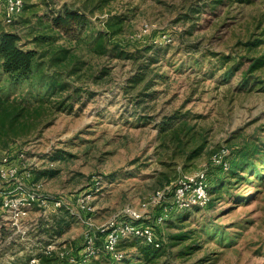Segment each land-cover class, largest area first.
<instances>
[{"label":"rangeland","instance_id":"obj_1","mask_svg":"<svg viewBox=\"0 0 264 264\" xmlns=\"http://www.w3.org/2000/svg\"><path fill=\"white\" fill-rule=\"evenodd\" d=\"M193 2L200 0H24L30 18L32 11L43 14L63 3L79 9L85 5L94 26L89 32L121 13L123 30L112 41L126 50L151 45L141 52L143 58H153V72L164 77L150 89L154 107L143 119L134 109L133 97L123 89L134 73L133 60L100 56L87 49L86 40L80 41L74 52L85 63L79 78L69 79L95 95L87 100L81 97L71 109L55 110L46 118L44 126L22 142V148L29 149L20 165L30 168L33 177L38 175L35 181L45 193L66 198L74 210H79L77 197L90 191L80 213L96 227L126 205L141 208L150 202L153 191L169 185L165 179L173 185L181 174L204 170L208 204L173 210L166 217L156 229L166 252L154 264H264V87L241 84L240 73L226 77L218 62L220 56L240 53L236 41L245 40L257 24L264 28V0L224 2L216 15L208 9L191 27L190 20L178 17ZM2 28L11 29L12 24L0 19ZM19 28L21 33L26 31L23 25ZM58 43L70 45L65 38ZM193 45L196 52L191 51ZM36 47L41 51V45ZM0 92L33 100L43 87L1 78ZM173 112L182 113L198 143H204L199 156L172 158L173 148L164 151L161 146L157 121ZM246 151L244 163L241 157ZM234 160L243 171L226 178L230 168L223 167ZM223 177L227 184H220ZM165 200L169 204V194ZM147 207L152 216L159 211L152 202ZM65 213L35 208L24 220L27 231L21 235L0 212V264H35L30 261L34 255L39 264H54L53 258L50 263L43 260L49 239L54 240L56 254L68 257L74 252L80 258L87 227L77 215ZM56 227L61 228L58 234L52 232ZM133 240L120 242L124 251L120 260L102 255V241H97L100 250L84 264H137L136 248L128 245Z\"/></svg>","mask_w":264,"mask_h":264},{"label":"trees","instance_id":"obj_2","mask_svg":"<svg viewBox=\"0 0 264 264\" xmlns=\"http://www.w3.org/2000/svg\"><path fill=\"white\" fill-rule=\"evenodd\" d=\"M235 0H200L187 6L179 15V20L191 21V27H194L201 14L208 9L217 14V7L224 2L227 4ZM244 4H252L255 0H237ZM24 5L21 13L9 24L11 29L0 30V72L1 78L9 83H19L27 81L30 85H40L43 92L33 100L26 98L23 94H3L0 92V155L10 154L12 162H16V153L12 152L14 148L18 151L22 149V142L34 136L36 132L44 126L55 110L71 109L73 104L80 102L81 97L85 100L92 98L95 92L89 88L79 85H73L69 78L77 75L79 78L80 71L85 63L84 59L74 52L78 43L86 40L85 44L90 52H95L100 56L109 58H127L132 59L135 65L134 73L123 86L124 92L133 97V105L137 114L144 118L150 115L149 107L152 97L150 89L164 76L153 72L151 63L153 58L143 55L144 50L151 48V45L144 46L142 49L126 50L119 43L113 42V37L123 30L125 17L120 14H113L103 24V27H97L96 30L88 31L93 28L92 21L84 5L82 9L73 7L70 4L63 3L58 9H50V12L43 14L33 12L32 18L27 15L28 7ZM20 18V19H19ZM26 28L21 33L19 26ZM260 24L255 26V30L249 33L245 40H237L235 46H238L240 53L235 55H223L218 58L226 77H235L238 73L241 84H256V87H264V28L260 29ZM192 31L188 29V33ZM65 38L70 44L64 46L58 43L60 39ZM75 43L76 45H74ZM29 44H34L32 47ZM41 45V51L36 47ZM191 51L196 52V45H193ZM105 70L101 71L104 76ZM0 78V80H1ZM259 84V85H258ZM251 88V87H250ZM135 91V92H133ZM136 95V96H135ZM132 101V100H131ZM85 104L86 102H82ZM154 107V106H153ZM159 134L161 136V146L165 147L164 151L173 148L172 158H183L190 160L199 156L204 147V143H198L197 134L193 132V127L188 119L182 113L173 112L162 119H158ZM256 149L254 148L253 151ZM163 151V152H164ZM248 152L242 153L241 160L246 162ZM2 157L0 158V162ZM223 167V166H222ZM224 169L227 171L226 178L233 176L239 169L243 171L242 164L238 160L229 163ZM251 169H248L250 172ZM37 180L38 175L33 177ZM222 185L227 184L223 183ZM239 178V180H241ZM165 184H171L168 178ZM217 183V181H216ZM215 183V184H216ZM162 184V183H161ZM164 184V183H163ZM164 184V185H165ZM218 184V185H220ZM214 188V187H213ZM215 189V188H214ZM213 189V190H214ZM210 191V190H209ZM59 211L65 214L75 215L65 206L59 207ZM151 220L147 222L152 223ZM159 246L146 243L141 238L129 242L130 247H135L137 252V264H154L157 258L162 256L166 251L163 249L160 238V230L157 227L161 224H154ZM61 228L57 227L52 230L58 234ZM102 241L100 234L95 239ZM54 241L49 239L46 244ZM100 241V242H101ZM102 244V242H101ZM102 255L108 256L101 249ZM43 253V252H42ZM76 258V254L71 253ZM37 264H39V257ZM52 258L56 261L54 264H65L67 257H60L55 251L49 254L43 253V260L51 262ZM110 260V261H111ZM136 264V263H135Z\"/></svg>","mask_w":264,"mask_h":264},{"label":"built area","instance_id":"obj_3","mask_svg":"<svg viewBox=\"0 0 264 264\" xmlns=\"http://www.w3.org/2000/svg\"><path fill=\"white\" fill-rule=\"evenodd\" d=\"M23 7L24 0H0V19L6 24L11 23L21 13ZM143 30L146 31L147 28L145 27ZM28 149L29 147H26L17 151L16 162H12L10 154H5L2 157L0 162V212L5 213L11 226L21 235L27 231L24 220L35 208L47 213L65 206L80 217L87 227V231L84 232L86 240L84 253L80 258L70 254L65 264H84L89 257L95 256L100 250L95 241L98 233L102 238V249L115 260L124 257V251L119 248V245L122 240L127 238H141L146 243L159 246L160 242L157 239L154 224H162L173 210L206 206L210 200L206 171L184 173L177 177L173 185L153 191L150 202L157 205L159 211L152 218V223L147 222V220H151L152 216L147 207L150 202H147L143 203L141 208L126 205L121 212L107 219L101 227H96L89 221V218L80 213V211H84L85 203L91 197V192L85 191L77 197L78 211L73 209V205L68 203L66 198L45 193L42 184L34 180L33 171L25 165H20ZM213 158H217V155L214 154ZM166 194H169L170 197L169 204L165 203L167 201L165 200ZM52 251H55L53 241L43 248L45 254ZM59 256L63 257V252ZM31 258V262H38L35 255Z\"/></svg>","mask_w":264,"mask_h":264}]
</instances>
